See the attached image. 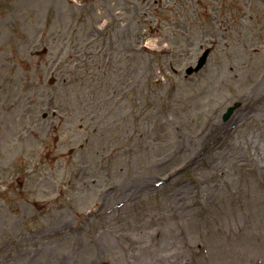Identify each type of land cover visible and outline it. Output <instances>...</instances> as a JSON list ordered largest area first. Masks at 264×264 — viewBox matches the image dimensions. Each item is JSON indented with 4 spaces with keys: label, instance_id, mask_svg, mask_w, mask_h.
I'll use <instances>...</instances> for the list:
<instances>
[{
    "label": "rangeland",
    "instance_id": "rangeland-1",
    "mask_svg": "<svg viewBox=\"0 0 264 264\" xmlns=\"http://www.w3.org/2000/svg\"><path fill=\"white\" fill-rule=\"evenodd\" d=\"M0 264H264V0H0Z\"/></svg>",
    "mask_w": 264,
    "mask_h": 264
},
{
    "label": "water",
    "instance_id": "water-1",
    "mask_svg": "<svg viewBox=\"0 0 264 264\" xmlns=\"http://www.w3.org/2000/svg\"><path fill=\"white\" fill-rule=\"evenodd\" d=\"M210 52H211L210 49L206 50L205 53L203 54V56L200 58L197 67H196V68H193V67L189 68V69L187 70V74H188V75H191V74H193V73H197V72H199V71L204 67V65L206 64L207 59H208V57H209V55H210ZM239 106H240V104H236V105H234L233 107L229 108L228 111L226 112V114L224 115V120H228V119L231 117V115L233 114V112H234Z\"/></svg>",
    "mask_w": 264,
    "mask_h": 264
},
{
    "label": "bare ground",
    "instance_id": "bare-ground-1",
    "mask_svg": "<svg viewBox=\"0 0 264 264\" xmlns=\"http://www.w3.org/2000/svg\"><path fill=\"white\" fill-rule=\"evenodd\" d=\"M217 128H219V123H218V122H216V124H212V125L210 126V128L208 127L207 130H206V133H208V132H212V133H213L214 130L217 129ZM206 133H205V134H206ZM205 134H204V135H205ZM225 140H226V139H225V133H223L222 135L218 136L217 141L215 142L216 145L211 146V147L216 148V147H218L220 141L223 143V142H225ZM215 176L217 177L218 174H215ZM170 248H171V247H170Z\"/></svg>",
    "mask_w": 264,
    "mask_h": 264
}]
</instances>
